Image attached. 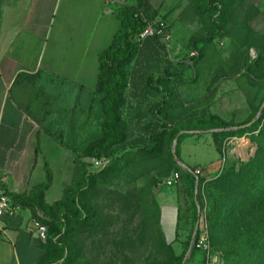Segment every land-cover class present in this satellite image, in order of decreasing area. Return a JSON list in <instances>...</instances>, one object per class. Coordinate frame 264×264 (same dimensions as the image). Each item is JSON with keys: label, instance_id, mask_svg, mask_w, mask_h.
I'll return each instance as SVG.
<instances>
[{"label": "rangeland", "instance_id": "rangeland-1", "mask_svg": "<svg viewBox=\"0 0 264 264\" xmlns=\"http://www.w3.org/2000/svg\"><path fill=\"white\" fill-rule=\"evenodd\" d=\"M199 1L151 0L144 12L147 20L168 25L172 38L164 43L148 37L120 62L124 85L118 90L116 130L121 141L109 149L108 167L93 168L90 152L106 137L103 103L109 96L106 80L110 77L88 89L85 106L77 103L66 112L71 128L57 129L58 134L67 137L75 166L81 161L92 176L80 196L86 207L84 218L62 213L63 207L70 212L76 209L70 189L82 182L79 172L74 171L62 198L47 208L53 218L66 217L62 243L67 254L59 264H179L192 231L195 206L181 181L168 184L176 173L174 155L181 166L202 171L195 186L202 196L196 240L204 235L207 242L195 246L185 264H227L219 241L230 239L232 232L221 225L215 239L209 191L227 173L232 159L248 161L255 146L249 136L224 138L211 131L178 143L172 134L206 111L232 123L258 119L264 109V0H220L224 24L210 40L202 38L215 27L216 15L214 10L202 12ZM165 74L172 78L162 83L169 93L163 120L151 108L162 102L165 92L149 86L148 78ZM164 123V134L149 152L135 146L144 145ZM219 196L216 200L221 204L224 192Z\"/></svg>", "mask_w": 264, "mask_h": 264}, {"label": "crops", "instance_id": "crops-1", "mask_svg": "<svg viewBox=\"0 0 264 264\" xmlns=\"http://www.w3.org/2000/svg\"><path fill=\"white\" fill-rule=\"evenodd\" d=\"M124 4L133 1L0 0V185L15 205L3 217L0 264L62 259L63 249L50 233L40 238L33 221L50 215L72 183V151L57 129L71 128L66 112L85 106L97 87L99 54L120 27ZM46 162L53 182L39 207L32 190L45 180Z\"/></svg>", "mask_w": 264, "mask_h": 264}, {"label": "trees", "instance_id": "trees-1", "mask_svg": "<svg viewBox=\"0 0 264 264\" xmlns=\"http://www.w3.org/2000/svg\"><path fill=\"white\" fill-rule=\"evenodd\" d=\"M133 4L122 5L118 18L120 27L114 34L111 43L99 54V75L97 86L108 79L107 92L108 97L104 100L103 106L107 114L104 124L106 137L91 149L90 154L93 157L110 158L108 167L112 162L109 156V149L121 141V136L116 130L118 116L116 105L118 102V90L124 85V77L120 71L121 60L134 53L137 48V42L133 38L138 35L147 25L149 20L144 17L151 6V0H132ZM199 9L202 12L214 10L215 27L202 40L215 38L223 28L224 20L220 14L222 3L220 0H200ZM172 78V75H156L148 78V85L158 92H165L162 102L154 105L151 112L158 119H167L166 108L168 106V91L162 86L164 80ZM258 119H248L240 123H232L217 113L210 111L195 114L191 119L184 123L178 129H175L172 137L181 143L196 133L214 132L224 138L249 136L252 140V146H255L253 155L248 161L239 162L236 159L231 160V167L218 181L212 183L209 191L210 208L212 216L210 220L211 231L217 239V230L221 225L231 231L230 239L219 241V249L225 255L227 264L239 261L237 264H264V109L260 111ZM165 124V125H164ZM162 128L149 135V140L142 146H137L143 152H149L152 145L159 141L164 134ZM183 133L181 135L180 132ZM238 164V165H237ZM104 167V168H106ZM103 169V168H102ZM175 170L180 172V181L187 195L193 200L195 210L192 225V231L185 251L178 257L179 264H185L193 254L195 246H192L190 253L188 251L194 239L197 237L195 231L196 223L199 220L198 208L202 202V196L196 193V180L199 175L195 173L196 167L185 165L184 167L175 161ZM75 172L82 176V182L76 184L70 189V201L76 208L70 212L68 207L62 208V213H69L75 218H84L86 207L80 199L86 187L89 185L92 173L85 167L84 163L77 160ZM53 182L52 171L46 162V177L39 185L32 190L35 198V204L40 207L44 192ZM224 192L221 204L217 203L216 195ZM229 196H233L228 199ZM221 197V196H219ZM18 198V197H15ZM38 219L49 226L51 238L63 249L64 253L61 261L66 259L67 249L62 243V236L66 234V217L60 215L59 218H53L45 214L38 216Z\"/></svg>", "mask_w": 264, "mask_h": 264}, {"label": "built area", "instance_id": "built-area-1", "mask_svg": "<svg viewBox=\"0 0 264 264\" xmlns=\"http://www.w3.org/2000/svg\"><path fill=\"white\" fill-rule=\"evenodd\" d=\"M148 37H158L164 43L171 40L172 35L168 30V25H165L161 21H149L145 28L136 35L133 40L140 43L147 39ZM241 138V137H240ZM255 150V148H254ZM254 153V152H253ZM110 162V158L103 157H92L90 164L95 169H102L106 167ZM201 169L196 168L195 173L197 175L201 174ZM180 172H176L175 175L168 181L169 185H176L180 181ZM15 211L14 198L13 195L3 186L0 185V236L4 231L3 217L5 214L12 213ZM33 229L36 231L38 236L42 239H46L49 235V226L39 219L33 221ZM207 242L206 236L202 235L199 239H194L192 246L200 247L205 245Z\"/></svg>", "mask_w": 264, "mask_h": 264}, {"label": "water", "instance_id": "water-1", "mask_svg": "<svg viewBox=\"0 0 264 264\" xmlns=\"http://www.w3.org/2000/svg\"><path fill=\"white\" fill-rule=\"evenodd\" d=\"M177 142V139L175 140ZM176 159H178L177 155H174ZM198 226H199V220L198 222L196 223V227H195V231L197 232V229H198ZM191 248H192V244H191V247L189 249V252L191 251Z\"/></svg>", "mask_w": 264, "mask_h": 264}]
</instances>
